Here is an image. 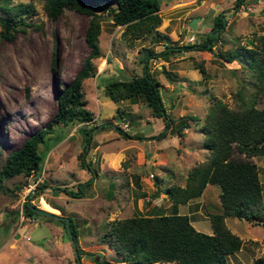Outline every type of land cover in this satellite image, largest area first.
Returning a JSON list of instances; mask_svg holds the SVG:
<instances>
[{"label": "rangeland", "instance_id": "rangeland-1", "mask_svg": "<svg viewBox=\"0 0 264 264\" xmlns=\"http://www.w3.org/2000/svg\"><path fill=\"white\" fill-rule=\"evenodd\" d=\"M159 1L162 21L157 29L176 46L202 41L212 29L213 17L221 12L225 18L212 50L176 47L165 58L149 61L160 84L169 125L165 128L166 119L153 115L145 101L116 103L104 92L105 81L141 74L140 57L144 50H159L167 39L151 34L133 39L123 32V25L103 18L99 36L102 55L94 59L96 73L82 85L86 106L94 113L90 123L111 120L132 136L143 137H126L115 125L95 129L85 154L91 170L81 167L79 161L86 143L83 132L77 128L80 123L54 125L45 143L39 144L44 154L41 172L5 177L1 183L0 264H101L95 258L123 264L117 262L116 252L103 239L105 223L134 213H148L154 205L156 211L169 212L168 196L164 192L156 197L152 194L157 187L183 185L188 170L208 156L201 122L211 97L215 95L235 106L237 90L243 86L250 91L247 68L237 59H225L223 54L238 43L250 45V40L262 32L264 0H245L238 10L232 8L234 0ZM18 3H31L34 9L24 17L26 25L13 30L10 39L0 34V149L4 153L18 147L24 138L47 123L57 109L56 88L73 78L89 52L84 38L88 15L67 8L50 19L43 7L44 0H11V4ZM104 6L102 2L101 8ZM193 16H199L195 30L189 26ZM2 29L0 23V32ZM191 33L194 40L190 39ZM197 63L204 65L206 75L195 67ZM256 104L264 107V88ZM119 111L124 116L120 117ZM193 115L197 119L191 118ZM183 123L188 126L180 135L177 128ZM162 130L165 134L156 137ZM251 158L259 167L264 190V155ZM92 175L94 184L88 196L71 197L54 188H75L79 181ZM111 181L115 183L112 193L108 191ZM42 182L48 185L29 199L36 184ZM44 198L61 209H53ZM27 201L58 215H70L77 224V245L62 221L38 212L26 216L22 210ZM179 213H188L198 230L212 232L201 197L180 204ZM225 222L243 240L242 249L229 256L228 264H251L255 258L264 257V220L254 224L228 216ZM78 250L81 252L77 261Z\"/></svg>", "mask_w": 264, "mask_h": 264}, {"label": "trees", "instance_id": "trees-1", "mask_svg": "<svg viewBox=\"0 0 264 264\" xmlns=\"http://www.w3.org/2000/svg\"><path fill=\"white\" fill-rule=\"evenodd\" d=\"M102 2L104 8H101ZM244 3L245 0H234L232 8L238 10ZM160 6L159 0H44L43 7L50 19H55L67 8L89 16L84 32L89 52L84 56L82 65L73 78L65 86L56 88L57 109L47 123L24 138L18 147L6 153L0 149V186L5 177L17 174L29 176L41 172L44 154L39 150V144L45 143L46 135L52 132L54 125L58 123H80L77 128L83 132L86 143L83 152L79 154V161L81 167L88 169L91 167L85 159V154L95 129L115 125L126 137H143L132 136L111 120L99 124L90 123L94 119V113L86 106L87 100L82 85L85 79L94 76L96 73L94 59L102 55L99 36L103 18L111 19L116 25H123V32L133 39H142L149 34L167 39L168 42L159 50L154 48L144 50L145 53L140 57L143 61L141 74L104 82V92L111 100L116 103L121 100L130 102L143 100L150 106L153 115L166 119L167 128L168 113L160 92L159 81L150 70L149 61L153 58H165L176 47L179 50H182L181 47L212 50L224 27L225 18L221 12L216 14L213 17L211 31L206 33L202 41L176 46L172 44L167 34L157 29L162 21ZM33 9L31 3L14 5L11 4V0H0V23L3 25L1 36L10 39L13 30L17 27L23 28L21 24L26 25L24 17L30 16ZM6 23L11 25L10 30L5 31ZM250 43V45L238 43L224 50L225 59L230 61L237 59L247 68L250 91L247 92L243 86L238 89L235 106L228 105L215 95L211 97L207 113L201 122L203 144L208 149V156L188 170L183 185L170 184L164 189L157 187L152 194L156 197L159 192H164L171 201L170 211H156L154 205L148 213H134L105 223L103 239L116 252L117 262L154 264L176 261L178 264H228L229 255L242 248L243 240L226 225L225 218L234 216L254 224L264 220L263 184L259 167L251 158L264 155V107L256 104L258 94L262 93L264 88V28L250 40ZM218 54L222 56V52L219 51ZM56 61L54 56L53 70L56 69ZM195 67L206 75L203 64L197 63ZM119 113L120 117L124 116L121 111ZM191 118L197 119L194 115ZM187 126L185 123L181 124L177 128L178 133L181 135L183 128ZM164 134L165 131L162 130L156 137ZM136 183H139L137 179ZM93 184L92 175L85 181H79L75 188L66 185L54 188L65 191L71 197H84L91 194ZM47 185V182L36 184L35 190L28 198L39 195L43 191L42 188ZM114 185L112 181L109 183L110 193ZM196 197L203 200L205 213L212 226L211 233L195 228L188 213H179L180 204H185ZM44 199L50 205L61 209L51 200ZM22 212L26 216H32L37 211L28 207L27 201ZM45 215L62 221L65 226L64 216ZM68 216L72 238L77 245V224L70 215ZM80 252L76 254L77 261ZM95 260L101 264H118L105 258ZM251 264H264V257L255 258Z\"/></svg>", "mask_w": 264, "mask_h": 264}, {"label": "water", "instance_id": "water-1", "mask_svg": "<svg viewBox=\"0 0 264 264\" xmlns=\"http://www.w3.org/2000/svg\"><path fill=\"white\" fill-rule=\"evenodd\" d=\"M198 19H199V16H193L192 19L189 21V26L191 27L192 30H195L197 28V20ZM8 28H9V24L6 23L5 24V31H7ZM28 207L33 208L37 212L45 213V214H48L50 216H55V217L59 216L54 212H50V211L45 210L43 208L35 207L31 204H28ZM64 220H65V226H66L67 232H68L71 240L73 241L72 234H71L70 227H69V216H64ZM73 243H74V241H73ZM75 251H77V250H75Z\"/></svg>", "mask_w": 264, "mask_h": 264}, {"label": "crops", "instance_id": "crops-1", "mask_svg": "<svg viewBox=\"0 0 264 264\" xmlns=\"http://www.w3.org/2000/svg\"><path fill=\"white\" fill-rule=\"evenodd\" d=\"M53 204H54V203H53ZM52 207H53V209L56 208L55 206H52ZM45 209H47V208H45ZM56 209H58V208H56ZM49 210H50V209H49ZM49 210H48V211H49ZM51 211H52V210H51ZM241 249H242V248H241ZM241 249H240V250H241ZM237 252H238V251H237ZM234 253H235V252H234ZM234 253H232V254H234ZM230 255H231V254H230ZM230 255H229V256H230ZM236 256H237V255H236ZM240 257H241V256H239V254H238L237 258L240 259ZM154 264H157V262H155Z\"/></svg>", "mask_w": 264, "mask_h": 264}, {"label": "built area", "instance_id": "built-area-1", "mask_svg": "<svg viewBox=\"0 0 264 264\" xmlns=\"http://www.w3.org/2000/svg\"><path fill=\"white\" fill-rule=\"evenodd\" d=\"M190 39L194 40V35H193V33H191V37H190Z\"/></svg>", "mask_w": 264, "mask_h": 264}]
</instances>
